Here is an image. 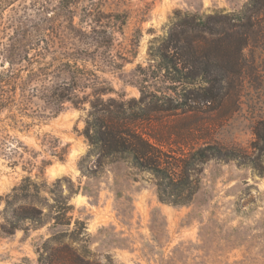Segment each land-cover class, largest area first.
<instances>
[{"label":"rangeland","instance_id":"1","mask_svg":"<svg viewBox=\"0 0 264 264\" xmlns=\"http://www.w3.org/2000/svg\"><path fill=\"white\" fill-rule=\"evenodd\" d=\"M59 1L0 0V72L12 60L23 81L32 72L40 77L29 101L20 90L16 99H2L7 108L0 113V132L13 139L17 153L0 156V264H49L55 250L65 255L67 248L79 261L99 264H264V0L258 7L250 0H95L73 6L77 31L107 26L113 42L107 51L87 52L88 46L73 41L86 51L76 58L81 70L75 100L81 104L66 103L50 118L44 64L61 57L64 42L72 43L65 38L68 12ZM186 13L212 17L209 25L216 29L226 27L223 15L239 24L251 16L255 23L239 64L231 58L233 48L212 51L223 73L203 86L228 93L216 101H202L196 84L164 81L159 68L155 55ZM50 40L55 49L46 48ZM222 54L228 57L216 58ZM225 71L236 74L224 80ZM92 105L101 110L99 117L119 105L149 115L151 123L141 118L138 124L143 133L160 135L167 153L217 146L236 156L203 165L189 205L163 204L151 173L129 160L102 159L90 146L85 133ZM26 177L41 189L29 193L27 204L44 216L12 226L6 201Z\"/></svg>","mask_w":264,"mask_h":264},{"label":"trees","instance_id":"2","mask_svg":"<svg viewBox=\"0 0 264 264\" xmlns=\"http://www.w3.org/2000/svg\"><path fill=\"white\" fill-rule=\"evenodd\" d=\"M260 1L250 0L251 6L258 7ZM90 2L93 3L95 0L59 1L61 8L68 12L69 27H66L65 38L66 41L72 40V43L68 45L67 42H64L60 49L61 57L58 59L52 57L53 59L48 64H44L45 99L43 101L49 103L50 118L58 117L63 112L66 103H72L76 107L81 104V102L75 100V93L80 87L78 73L81 70L77 65V53H86L90 50L107 51L112 46L113 37L109 35L107 26L98 25L88 33L77 31L74 25L73 6ZM245 18L246 23L239 24L236 17L223 15L219 20L226 27L216 29L209 25V21L213 19L212 17L204 20L196 14L186 13L177 26L180 31L173 28L166 44L155 55L159 59V68L163 73L164 81L175 86L198 85L199 94L204 98L202 101L205 102H212L218 100L215 98L225 97L228 93L221 91L223 87L219 89L220 93L215 94L212 89L204 87L203 84L211 82L215 75L223 73L222 67L216 64V60L212 59L214 56L213 50L233 48L236 53L231 58L236 59V64L241 61V52L249 44L255 27L251 16H245ZM79 33L85 38L89 37L91 41H83ZM94 34L100 35L94 37ZM74 40L85 44L88 49L80 51L81 48L77 43H73ZM54 46L55 42L50 40L46 48L48 50L55 49ZM168 50L174 51V54L169 55ZM218 56L216 55V58L220 60L228 57L227 54ZM24 57L27 58L28 56L20 57L21 63L25 60ZM10 58L6 57L5 59ZM54 61L58 63V68L55 67ZM9 63L10 68L0 72V113L7 108L2 99H16L18 90H20V97L29 101L30 97L37 93L36 83L40 80L39 74L32 72L29 79L23 81L20 74L21 69L14 70L13 66L16 63L12 60ZM235 74L232 71H225L223 79L230 80L231 75ZM238 75H240V71ZM61 76H63L62 80L56 83L55 79H59ZM27 94H29V97H27ZM92 109L85 133L90 146L100 150L99 156L102 159L115 157L118 161L129 160L139 171L151 173L156 179L158 199L166 205L174 207L189 205L200 189L203 165L215 158H233L236 156L235 152L223 151L217 146H206L193 150L188 155L176 156L163 150L162 144L166 141H162L160 135L142 132L143 129L141 130L138 120L144 118L146 122L151 123L153 119L149 115H134L128 113L122 105H119L116 111L110 112L104 117H99L97 114L101 110H98L95 105H92ZM12 141L13 139L9 135L5 137L0 132V156H6V153L10 151L17 153L16 145ZM56 141L59 144V140L56 139ZM52 147L56 148L58 146L52 145ZM8 149L10 150L8 151ZM27 162H31V160L28 159ZM27 162L24 163L23 170H26ZM13 165H17V163L14 162ZM79 166L84 170L81 163ZM26 183L30 184L26 185ZM31 184L34 189L31 188ZM33 191L39 194L41 189L33 183L32 177H26L22 185L14 189L13 195L8 196L5 213L10 225L15 226L16 221L19 220L42 222L44 211L35 205L27 204V200L32 196L29 193ZM20 193L24 195L21 196ZM23 202L25 203L22 204ZM55 219L58 220V218ZM67 249L68 252L65 255L60 250H55L54 257L56 258L53 257L49 264H99L90 261H79L80 258L76 252L70 248Z\"/></svg>","mask_w":264,"mask_h":264}]
</instances>
